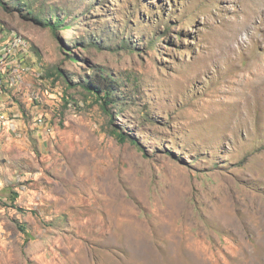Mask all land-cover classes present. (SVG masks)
Masks as SVG:
<instances>
[{
    "label": "rangeland",
    "instance_id": "1",
    "mask_svg": "<svg viewBox=\"0 0 264 264\" xmlns=\"http://www.w3.org/2000/svg\"><path fill=\"white\" fill-rule=\"evenodd\" d=\"M27 1L0 3V264H264V0Z\"/></svg>",
    "mask_w": 264,
    "mask_h": 264
},
{
    "label": "trees",
    "instance_id": "2",
    "mask_svg": "<svg viewBox=\"0 0 264 264\" xmlns=\"http://www.w3.org/2000/svg\"><path fill=\"white\" fill-rule=\"evenodd\" d=\"M22 2L28 1L22 0ZM0 3L2 4L1 0ZM47 11L49 12V14H51V18H42L41 14H43V11H37L30 6H27L26 8L28 17H31L32 20L39 26L51 30L54 34H56L63 27H69L68 25H65L64 19H60L59 16L56 15V12L51 13L53 11L52 7H49L45 11L46 14ZM100 74L95 75L87 81L88 85L86 86V89L93 95L97 96V99L99 100L98 103L101 105L102 109L108 112L107 107L112 104L116 106L118 101L116 98V82L109 76L105 77L101 72ZM111 133L118 140V142H126L127 137L122 132L113 131ZM130 142L134 146H139L136 140L131 139Z\"/></svg>",
    "mask_w": 264,
    "mask_h": 264
},
{
    "label": "built area",
    "instance_id": "3",
    "mask_svg": "<svg viewBox=\"0 0 264 264\" xmlns=\"http://www.w3.org/2000/svg\"><path fill=\"white\" fill-rule=\"evenodd\" d=\"M22 45H23L22 39L16 38V39H12L8 43V45L5 46L4 49L0 50V75L3 66L6 64L8 60L7 58L14 56L13 53L19 50L18 48L21 47Z\"/></svg>",
    "mask_w": 264,
    "mask_h": 264
}]
</instances>
